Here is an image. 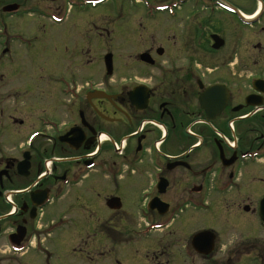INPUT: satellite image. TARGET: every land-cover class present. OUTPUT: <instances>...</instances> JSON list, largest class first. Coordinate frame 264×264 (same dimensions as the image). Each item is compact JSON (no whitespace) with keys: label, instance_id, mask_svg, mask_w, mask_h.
I'll return each mask as SVG.
<instances>
[{"label":"flooded vegetation","instance_id":"1","mask_svg":"<svg viewBox=\"0 0 264 264\" xmlns=\"http://www.w3.org/2000/svg\"><path fill=\"white\" fill-rule=\"evenodd\" d=\"M115 32L139 50L119 78ZM258 193L226 246L193 230L210 194ZM263 196L264 0H0V264H264Z\"/></svg>","mask_w":264,"mask_h":264},{"label":"rangeland","instance_id":"2","mask_svg":"<svg viewBox=\"0 0 264 264\" xmlns=\"http://www.w3.org/2000/svg\"><path fill=\"white\" fill-rule=\"evenodd\" d=\"M109 6V4H106V7L101 6L98 7V14L94 15H90V14H86V15H82L81 17V25L83 26H89L90 25V20H95L96 24L98 27L100 26H105L108 21L107 20H113L115 21V18H105L103 12H101L102 9H105ZM111 25V24H110ZM112 25H117L116 22H114ZM115 30V29H113ZM113 38V39H112ZM111 39H112V44L114 46V48H111L109 50V52H111L112 54H115V75L117 76V78L121 77L122 75H128V74H134V72L129 69L128 66H121V64H119V62H121V59L126 58L128 55L130 54H134L139 52V50H134V49H123L122 48V43H123V39L121 36H119L117 34V32H115L114 35H111ZM110 39V40H111ZM103 41L107 42V44L110 43L109 39L103 38ZM49 52V51H47ZM83 53H84V49H83ZM95 53H96V57L98 59V65L95 66H83L80 68V74L88 76L90 75V73L94 72L95 70L98 71V79L100 82H104L107 78L106 71L104 69V65L101 62V58L102 55L105 53L104 48L101 45H97V47L95 48ZM33 55L35 56V52H33ZM76 57H80L78 55H76ZM53 58L55 60H53ZM57 58V59H56ZM117 59V60H116ZM63 60V61H62ZM78 61L81 60V57L79 59H76ZM64 58L62 55H56V54H50L49 56V60L46 64H41V70H44L45 72L51 74V73H63L64 71H66L65 69H67V66H64ZM36 68V67H35ZM74 69L75 66H69V69ZM130 68H133L130 67ZM118 69V70H117ZM27 74L29 73H33L31 68L29 67L28 69H25ZM24 70V71H25ZM117 70V71H116ZM138 69H135V71ZM29 72V73H28ZM40 70L37 71L36 73L39 74ZM137 72H135L136 74ZM25 74V75H27ZM43 74V73H42ZM41 74V75H42ZM45 74V73H44ZM125 78V77H122ZM45 81V79H42ZM106 82V81H105ZM42 89L46 88L47 92L49 91L50 94L52 93V88H53V84L49 81H47L44 84L40 85ZM102 86V85H101ZM52 95V94H51ZM46 105V104H43ZM10 106V105H7ZM5 109L6 105H4ZM123 146V143L121 142V144L117 143L115 144V147H117V149H121V147ZM91 151H89V148L85 149L84 154H89ZM260 196V193L258 194H253L250 195V199H247L245 202H241V199H244L242 195H234V194H229V195H225V196H218L216 194H210L209 196V207L208 210L206 211H200V212H194L193 214V218H192V228L194 231L201 229V228H212L216 234H219L221 236V243L223 246L227 245V242L225 241V239L229 240L230 239H234L236 237V235H239L243 232H238L235 227L234 230H229L228 229V224L225 223L226 221H223L225 218H235V217H239V215L232 213L231 210L233 209V205H235V207L237 208L240 204H244V205H250V206H255V201L256 199H258ZM211 205V206H210ZM239 209V211L242 213V208H237ZM236 211V209L233 210V212ZM251 211V209H250ZM49 213H54V214H58L59 211L58 209L55 207L54 209L50 210ZM240 213V214H241ZM241 216H243L242 218L246 217V218H250L251 215H243L241 214ZM245 219V218H244ZM228 222V221H227ZM247 225V229L248 232L253 235L255 233L256 230H259V226H258V221L252 220V221H248V222H244ZM235 224V223H234ZM246 229V231H247ZM251 241V239H249ZM258 240L260 241H264V235H262L261 237H258ZM224 248V247H223ZM222 255V252H218L215 255V258H213L212 260L205 262L204 260H197V262L195 264H212L213 262H218L217 264H221V261H223L224 259L220 258ZM226 260V258H225ZM234 260V259H233ZM214 264V263H213Z\"/></svg>","mask_w":264,"mask_h":264},{"label":"water","instance_id":"3","mask_svg":"<svg viewBox=\"0 0 264 264\" xmlns=\"http://www.w3.org/2000/svg\"><path fill=\"white\" fill-rule=\"evenodd\" d=\"M105 67H106L107 74L110 75L111 72H112V65H111V57H110V55H107L105 57ZM259 217H260L261 221L264 223V198L261 200L260 205H259ZM204 236H207V234L206 233H201V234H198L197 236H195L194 237V243H198L200 241V239L202 237H204ZM209 240L211 242L210 238H209Z\"/></svg>","mask_w":264,"mask_h":264}]
</instances>
